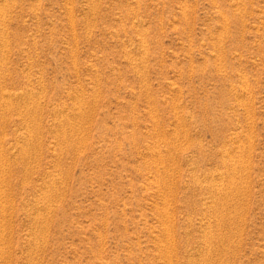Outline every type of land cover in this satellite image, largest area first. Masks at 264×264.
I'll return each mask as SVG.
<instances>
[{
  "label": "rangeland",
  "instance_id": "obj_1",
  "mask_svg": "<svg viewBox=\"0 0 264 264\" xmlns=\"http://www.w3.org/2000/svg\"><path fill=\"white\" fill-rule=\"evenodd\" d=\"M0 155V264H264V0H0Z\"/></svg>",
  "mask_w": 264,
  "mask_h": 264
},
{
  "label": "bare ground",
  "instance_id": "obj_2",
  "mask_svg": "<svg viewBox=\"0 0 264 264\" xmlns=\"http://www.w3.org/2000/svg\"><path fill=\"white\" fill-rule=\"evenodd\" d=\"M13 106H15V105H13ZM10 107H11V106H10ZM78 116H79V115H78ZM0 156H1V155H0ZM1 157H2V156H1ZM0 159H1V158H0ZM3 159H4V158H3ZM3 161H4V160H3ZM3 161H2V162H3ZM2 178H3V177H2ZM1 208H3V207H1ZM4 209H5V208H4ZM3 211H4V210H3Z\"/></svg>",
  "mask_w": 264,
  "mask_h": 264
}]
</instances>
